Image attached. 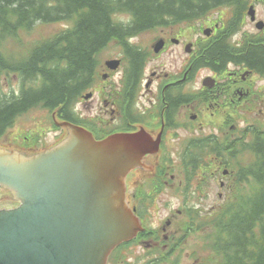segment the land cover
<instances>
[{
    "label": "trees",
    "instance_id": "16d2710c",
    "mask_svg": "<svg viewBox=\"0 0 264 264\" xmlns=\"http://www.w3.org/2000/svg\"><path fill=\"white\" fill-rule=\"evenodd\" d=\"M231 0H0V44L30 34L47 23L65 22L64 29L30 42L25 57L9 60L0 51V75L18 76L19 88L0 93V136L22 114L35 107L58 113L78 124L75 106L93 80L97 56L125 33L140 32L165 18L192 20ZM128 22L124 21L127 20ZM22 41V40H21ZM209 57L216 66L229 60L223 47ZM135 56L134 67L142 63ZM244 58L264 67V48ZM138 61V62H136ZM10 74V73H9ZM20 81V82H19ZM18 87V85H17ZM180 100L179 102H181ZM251 164L241 169L245 193L211 220L203 250L195 264H264V140L251 144ZM196 256V255H195ZM154 264H160L157 260Z\"/></svg>",
    "mask_w": 264,
    "mask_h": 264
},
{
    "label": "water",
    "instance_id": "95a60500",
    "mask_svg": "<svg viewBox=\"0 0 264 264\" xmlns=\"http://www.w3.org/2000/svg\"><path fill=\"white\" fill-rule=\"evenodd\" d=\"M65 125L70 136L50 150L0 153V184L21 202L0 210V264H105L108 252L139 229L123 200V177L155 141L145 133L95 141ZM13 146L0 140L1 148ZM152 163L135 174L147 176ZM1 196L13 198L3 187Z\"/></svg>",
    "mask_w": 264,
    "mask_h": 264
},
{
    "label": "flooded vegetation",
    "instance_id": "af4514ba",
    "mask_svg": "<svg viewBox=\"0 0 264 264\" xmlns=\"http://www.w3.org/2000/svg\"><path fill=\"white\" fill-rule=\"evenodd\" d=\"M250 25H242L238 19L231 20L223 17L222 21L208 26L212 28L210 37L189 42L191 49L186 47L182 39L176 38L172 42L174 38L172 35H161L160 39L164 41V44L154 57L163 53L173 55L175 51L176 58L180 57V64L165 66L161 62L163 65L157 67L160 69H153L149 77L146 76L144 69V75L141 78L139 67H134L135 56H138L140 61L141 56L130 55V59L127 60L132 68L129 66L125 71L128 83L122 108L119 110L115 102L116 97H113V101H105V107L111 105L109 112L111 126L116 124L112 127V131L146 130L153 135L162 131L161 144L162 146L164 143L167 144L169 149L176 145L179 135L185 134L184 132L191 139L207 137L224 141L226 136H234L240 127V113L243 107L260 106V111L264 112V67L252 66L244 58L250 50L264 48V28L252 34ZM204 39L205 45L210 48L200 55L204 57L208 65L201 68L196 64L199 59L197 51L194 53L192 49L196 50L200 44H203ZM220 46L229 53L230 64L226 67L225 62L222 65L209 66V62H214L209 58L212 54L211 50ZM150 59L149 56L147 62ZM107 74L110 76L111 73ZM113 87L118 85L110 86L107 92L109 98ZM143 97H145L144 101H142ZM180 100L182 101L179 102ZM99 111L107 113L103 108ZM96 114L98 115L99 112ZM120 118L124 120V123L117 126ZM149 156L152 155L144 157V166L148 162H153V165L164 164L165 168H171L170 160L167 161L166 157L162 160V153L154 155L156 159ZM137 170L127 176L129 200L136 198L133 192L135 183L144 181L146 178H138L134 181L133 175ZM168 172L166 169L162 171L164 175ZM169 176L173 180V176ZM167 181L164 182L168 184ZM146 197L154 196L148 193ZM170 226L169 220L162 228Z\"/></svg>",
    "mask_w": 264,
    "mask_h": 264
},
{
    "label": "rangeland",
    "instance_id": "374dc122",
    "mask_svg": "<svg viewBox=\"0 0 264 264\" xmlns=\"http://www.w3.org/2000/svg\"><path fill=\"white\" fill-rule=\"evenodd\" d=\"M257 15L260 17H264V11L262 8H259L257 10ZM249 20V19H248ZM204 19L199 18L195 20V22L188 24H181V26H176L175 28L181 29V35L185 38H189L191 40L196 39L199 37V25L202 24ZM61 27L60 24H50V25H44L41 26L38 30H35L34 33L30 34V38L28 39L27 35H21L17 37L18 41L24 42L25 44H28L29 42L38 39L40 37H44L45 35H48L52 31L58 29ZM251 30H255L253 25L251 26ZM157 34V30H153L144 36L141 37V40L143 43L148 44ZM6 48L9 49L10 54L19 53L22 55L23 51L22 49L17 46L16 42L11 40L7 45ZM175 49V47H174ZM179 49V48H178ZM114 54V51H112V47L109 46L105 50H103L99 55L97 56V60L99 62L103 61L108 56ZM19 55V56H20ZM163 54V59L161 60H152L149 61L146 68V76L149 77L151 75V72L153 69H156L157 67H160L161 65L168 66L170 64H180V57L179 59L176 58L175 51H173V55H165ZM17 56V57H19ZM175 59L174 61L172 59ZM158 59V58H157ZM163 62V64H161ZM116 74L119 75V72ZM115 74V75H116ZM117 78V76H115ZM16 78L14 75L9 76H1L0 77V88L4 91H7L9 87L16 86ZM103 84L96 82L92 88V97L84 100L79 104V108L82 110L83 113L87 114V116L93 115L95 112V109L97 107L98 103V95L100 94L101 87ZM145 100V97H143L142 101ZM79 109V110H80ZM252 115H247L246 122L251 120ZM64 130L57 126L55 123L51 121L48 117V113L45 110H42L40 108H36L33 110L28 111L24 115L18 117L15 121V123L6 130V133L0 138V140L4 139L11 144L15 146L24 145V147H32L33 151H41L36 150L40 149L43 146H48L47 148L57 144L55 143L58 138L64 135ZM185 133V132H184ZM56 135H59L57 138ZM187 133L180 134L179 137H186ZM24 137H28V139H25ZM182 138L178 139L175 145V151L176 154L180 152V148L182 145ZM20 143V144H19ZM43 150V149H42ZM173 153V151H172ZM252 160V157L249 154L246 153H238L237 157L235 158V171L239 170L242 167L248 166ZM146 177L144 174H135L133 176V180H137L138 178H144ZM230 178V179H229ZM227 186L226 190L223 194V198L217 197V192L219 189L218 183L210 182L209 186V193L210 198L203 199L201 201V206L204 208V210L209 209L210 207L214 206V204H220L225 198L229 195V188L233 187L236 179L234 176L225 178ZM239 185L237 184L236 190L238 189ZM1 189V187H0ZM15 199L11 197L1 196L0 197V207H13L16 205ZM131 203V201H130ZM182 203V196L180 194V191L177 187L171 186L168 190V192L162 193L157 200V203L155 207H153L150 212L153 215L152 219L150 220L151 224H157L159 223L166 225L167 221H171V226L168 229L171 233H173L175 236L179 235V221L181 219L180 216L172 215L173 211H176L177 209H180V205ZM172 208V210H169ZM173 217V218H172ZM203 234H196L191 237H189L185 241V253L182 254V261L183 264H195L196 261L200 260L202 257L206 256L208 254V249L203 250ZM141 246L139 245H132V249L136 251L141 250ZM195 253L197 256H195ZM182 264V263H181Z\"/></svg>",
    "mask_w": 264,
    "mask_h": 264
},
{
    "label": "bare ground",
    "instance_id": "6f19581e",
    "mask_svg": "<svg viewBox=\"0 0 264 264\" xmlns=\"http://www.w3.org/2000/svg\"><path fill=\"white\" fill-rule=\"evenodd\" d=\"M166 19V18H165Z\"/></svg>",
    "mask_w": 264,
    "mask_h": 264
}]
</instances>
